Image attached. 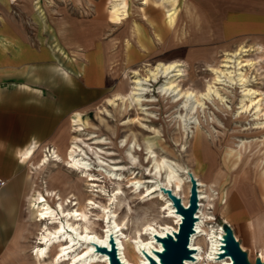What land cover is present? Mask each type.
Wrapping results in <instances>:
<instances>
[{"label": "rangeland", "instance_id": "1", "mask_svg": "<svg viewBox=\"0 0 264 264\" xmlns=\"http://www.w3.org/2000/svg\"><path fill=\"white\" fill-rule=\"evenodd\" d=\"M166 6L168 13H173L175 16L179 9L176 2L148 0L143 6L137 7L136 11L135 8H132V11L128 9L129 14L124 23L116 26L110 21L111 0H0V42L14 54L28 58L54 57L61 60L59 56L62 51L75 58L79 57L76 54L78 50L84 52L98 47L106 51L111 66L124 62V56L125 60H130L131 69L128 70L127 67L120 75L116 74L114 90L107 98L100 101L92 111L78 118H72L76 114L70 116L61 128L60 134L66 136L65 139L68 141H71L74 135L84 138L95 136L87 140L95 147L94 150L87 148L88 162L90 171L100 178L97 183L103 185L105 191L103 189L98 192L92 191L100 189L101 186L93 187L91 181L85 180L84 194L116 210L117 204L109 198L118 191L115 189L118 186L117 182H121L125 193L118 196L121 198L128 195V199L121 210H117V214H120L119 221L123 217L121 211L127 209L129 202L134 208L133 219L128 221L126 218L127 224H123L125 234L136 235L135 217L144 218L151 201L156 202L152 207H156V210L152 211L151 208L149 217H156L161 222L175 226V218L168 216L169 209L165 199L158 196L159 190L147 195V187L153 185L152 182H148L152 178L149 174V169L152 167L149 149L165 157L169 163L173 161L176 168L178 164L184 166L180 169L184 173L186 168H193L192 147L202 138V147L212 146L214 157L220 161L219 166L222 165L224 154H230L233 161H237L234 170L227 173L231 180L227 186L229 200L226 204L219 199L218 183L212 181L213 168L202 172L205 174L202 178L205 181L209 179L208 184L203 186L205 194L210 196L205 203L210 200L213 204L212 209L207 211L216 217L213 222L217 225L229 223L233 227L242 249L255 263L260 257L261 247L254 239L252 223L259 215L264 218V188L259 181V170H257V165L264 167V104L261 105V111L257 110L255 104L247 111L242 105L251 104L252 99H255V95L246 94L244 91L246 87L264 92V46L249 45L248 50L241 53L244 54L242 55L244 58L260 61L254 65L256 67L252 66L251 69L248 67L250 79L245 87L240 82L216 84L224 100L216 96L211 99L201 96L204 105H199L193 112L191 108L194 103L196 105L194 97L180 98L178 91L173 89L163 91L161 86L176 77L177 83L180 84L179 89L205 92L208 82L214 76L207 64H219L221 58L226 56V52H234L237 49L221 51L212 60L200 61L187 59L186 54L175 57L171 55L169 49L155 46L157 38L154 34V21L160 24ZM140 10H143L146 16L137 19V22L142 24L143 35L146 33L147 38L152 40L154 36V39L153 42L150 41L151 49H148L146 56L137 59L134 55L138 49V35L133 27V21ZM128 40L132 42L131 51L130 48H126ZM128 50L131 56H128ZM143 61L146 62L141 65ZM158 61H181L185 69L184 75L166 77L162 74L156 81L151 79L144 85L147 90H137L139 93L133 95L135 100L131 98L123 100L122 96L128 94L134 86L131 80L149 74L148 69ZM261 96L264 97L263 94H259L255 100ZM139 98L140 101L137 100ZM186 100H188L187 105H185ZM75 125H81L84 130L74 131ZM97 138L104 140L94 143ZM48 146L53 149L54 145ZM38 149L39 147L34 152ZM40 151L31 156V159L40 154ZM52 159L55 160L56 156L53 155ZM59 166L62 167V164L57 165L52 161L48 169ZM223 169L226 170L224 164ZM30 171L31 166L28 182ZM70 172L76 178L81 175L80 170H70ZM35 173L40 180L44 178L41 172L35 171ZM134 177L144 181L141 190L145 191L142 195L145 197L141 199L134 191L135 186L132 183ZM34 200L35 197L28 194L26 188L19 222V225L22 222V228L18 227L7 264H19L25 253L30 252L35 245L34 236L37 230L34 226L38 217ZM80 209L89 220H92L93 214L98 211L92 205H83ZM105 224L106 221L101 220L97 227L102 230ZM143 238L150 240V235L144 234ZM99 263L105 264L103 260Z\"/></svg>", "mask_w": 264, "mask_h": 264}, {"label": "bare ground", "instance_id": "2", "mask_svg": "<svg viewBox=\"0 0 264 264\" xmlns=\"http://www.w3.org/2000/svg\"><path fill=\"white\" fill-rule=\"evenodd\" d=\"M147 1L148 0H111V23L116 26L123 24L129 14L128 9L132 11V8H135L136 11L137 7L143 6ZM165 17L169 19L171 18V14ZM133 27L135 28V26ZM136 29L138 30L137 27ZM130 44L131 42L127 41V45ZM247 50L248 48L241 46L234 52H226V56L221 58L219 64L208 63V69L213 72L214 76L211 77L208 82L205 92L201 93V91L195 92L193 90L183 91L182 88L179 89L180 87L178 86H180V84L177 83L178 79L176 77L168 80L161 86L162 90H176L180 98L194 97L196 105L194 103L191 108L193 112L197 110L199 105H204L201 102V96L208 99L216 96L218 99L224 100L216 84H227L228 82L230 84H235L240 82L245 87L247 85L246 82L250 79L248 67L251 69L252 66L260 62L252 58H244L242 56L244 54L241 55V53ZM182 66L183 63H181V61L156 62L148 69L149 74L131 80L135 87L133 86L128 94L123 95L122 99L126 100L131 98L135 100L133 95L139 93L137 90H147L148 88L144 87V85L151 79L156 81L162 74L166 75V77L168 75H184L185 69ZM244 91L246 94L255 95V99L259 94L264 95L263 91L254 88L246 87ZM255 99H252L251 104L245 103L242 105L245 111L253 106V104L256 105L257 110L259 109L261 111V105L264 104V97L261 96L259 99ZM137 100L140 101L141 98ZM243 101L244 99L242 102ZM187 104L188 100L185 101V105ZM73 129L74 131L80 132L84 130L81 125H75ZM94 137L95 136L84 138L80 135H74L71 141L62 139L59 142H54L53 149L52 147L44 146L40 154L32 159L30 158L31 174L27 193L35 197L34 201H36V213L38 218L35 226H33L36 228L37 233L35 236L33 235L35 237V245L32 246L30 252L27 251L25 253L23 258L20 257L22 258L21 262L24 264H100L99 261L103 260L105 264H111L109 254L97 250V247L99 245L103 248H111L110 240L112 237L117 246L118 256L124 264H150V259L146 253L159 261L160 258L155 251H163L164 248L162 242L157 239V236L164 237L167 233L178 231L182 221V215L177 212L172 199L168 193L165 192V189H171L182 199L184 205L188 206L192 186L190 173H193L198 182L199 210L196 213L198 218L195 224L196 232L191 236L190 243V247L194 250V258L187 259L186 264H233L230 258L221 259L219 255H217L218 253H222L221 246L224 245L225 230L222 224L217 225L213 222L216 217L211 212L207 211L210 208L212 209L213 204L210 203V200L205 203L206 199L210 196L205 194L203 186L208 184L207 181H209V179L207 178L208 180L205 181L202 178L205 176L204 173L202 174L205 169L213 168L214 180L212 181L218 183L220 188L219 199L222 203L226 204L229 200L227 186L231 180V177L228 176L227 173L234 170L237 164V161H233L230 154H224L222 165L219 166L220 161L216 160V157H214L212 146L202 147L203 144L201 141H203V139L200 138L192 147L191 160L194 163L193 168H186L184 173H182L180 169H183L184 166L178 164L176 168L173 161L169 163L165 157L155 154V151L148 148L150 153L149 157H152V167L149 169V174L152 175V178L149 179L148 182H152L153 185L147 187V195H151L159 190L158 196L165 199L169 209L168 216L175 218L176 225L173 226L161 222L156 217H149V210L156 205L155 201H151L150 208L145 211V217H135L136 235L131 236L130 234H125L123 231V224H127V222H125L126 218H128V221L133 219V206L129 202L127 209L121 211L123 212V217H121L120 221L118 219L120 214H117V210H121L124 202L128 199V195L121 198L118 196V194L125 193L121 186V182H117L118 186L115 189L118 191L109 198L110 201L113 200L114 203L117 204L116 210H112L108 204L88 197L83 192V183L85 180L91 181V186L93 187L101 186L100 189H93L92 191L98 192L102 189L105 191L104 186L97 183V181H100V178L90 171V164L88 162L87 148H89V150H94L95 147L87 142V140ZM103 140L104 139L97 138L94 143ZM53 155L56 156L55 160L52 159ZM52 161L57 165L62 164V167L59 166L49 170L48 166ZM223 164L226 170L223 169ZM70 170H80L81 175L79 173L80 176L76 178L72 176ZM257 170H259V181H261L264 188V167L257 165ZM35 171L44 174V178L40 180ZM45 172H47V174H45ZM134 178L135 179L132 181L134 184L133 186H135L134 191H136L135 194L138 198L141 199L145 197H142L145 191L141 190V185L144 181L136 177ZM83 205H92L94 209L96 207L98 210L93 214L94 218L92 220H89L86 214L81 211L80 206ZM153 210H156V207L152 208V211ZM101 220L106 221L104 229L102 230L97 227L100 225ZM20 227L22 228V223ZM252 228L254 231V239L258 246L261 247L260 257L264 260V218L260 215L257 216L253 220ZM144 234H149L150 240L143 238Z\"/></svg>", "mask_w": 264, "mask_h": 264}, {"label": "crops", "instance_id": "3", "mask_svg": "<svg viewBox=\"0 0 264 264\" xmlns=\"http://www.w3.org/2000/svg\"><path fill=\"white\" fill-rule=\"evenodd\" d=\"M158 1L176 2L179 7L174 16L166 6L160 24L154 21L159 39L155 46L169 49L172 56L186 54L187 59L207 61L221 51L264 46V0ZM169 14L171 18L166 19ZM142 16L146 17L140 10L133 21L137 59L146 56L154 39L143 35L137 22ZM131 44L126 47L130 51ZM76 54L79 57L73 58L62 51L61 60L28 58L0 42V264H7L21 225L31 156L65 139L60 131L67 119L92 111L114 90L116 74L130 65L124 56V62L111 66L106 51L98 47Z\"/></svg>", "mask_w": 264, "mask_h": 264}, {"label": "water", "instance_id": "4", "mask_svg": "<svg viewBox=\"0 0 264 264\" xmlns=\"http://www.w3.org/2000/svg\"><path fill=\"white\" fill-rule=\"evenodd\" d=\"M192 183L189 205H184L182 199L177 196L171 189H165L172 199L176 210L182 215V221L179 225V230L174 233H167L166 236H157V239L163 244V251H155L160 260L157 261L150 254L146 253L150 259V264H186L187 259H193L194 250L190 247L191 236L196 232L195 224L197 222L196 213L199 210V193L198 182L193 173H190ZM224 252L219 254L221 259L230 258L233 264H264V260L258 257L253 263L248 257V253L242 249L240 241L237 239L233 227L229 223L223 224ZM111 248H103L98 245L97 250L108 253L111 264H124L118 256L117 246L114 238L110 240Z\"/></svg>", "mask_w": 264, "mask_h": 264}, {"label": "built area", "instance_id": "5", "mask_svg": "<svg viewBox=\"0 0 264 264\" xmlns=\"http://www.w3.org/2000/svg\"><path fill=\"white\" fill-rule=\"evenodd\" d=\"M1 183L3 184L4 182L3 181H1ZM222 252H224L223 250H222ZM220 253H218L217 255H219ZM227 259H229V258H227Z\"/></svg>", "mask_w": 264, "mask_h": 264}]
</instances>
